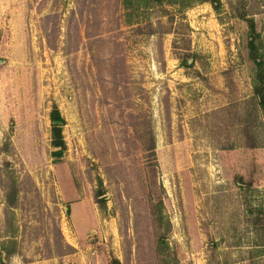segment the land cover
Instances as JSON below:
<instances>
[{
  "label": "rangeland",
  "instance_id": "obj_1",
  "mask_svg": "<svg viewBox=\"0 0 264 264\" xmlns=\"http://www.w3.org/2000/svg\"><path fill=\"white\" fill-rule=\"evenodd\" d=\"M218 2L0 0L4 264H264V0Z\"/></svg>",
  "mask_w": 264,
  "mask_h": 264
},
{
  "label": "trees",
  "instance_id": "obj_2",
  "mask_svg": "<svg viewBox=\"0 0 264 264\" xmlns=\"http://www.w3.org/2000/svg\"><path fill=\"white\" fill-rule=\"evenodd\" d=\"M205 2H209L213 8V10H217L219 6L218 0H204ZM240 19H246L244 14H241L238 16ZM247 24L250 29V36L256 35L254 30V22L251 19H247ZM249 52L251 59L255 62L256 66V72H255V83L253 85V95L255 97L256 103L258 106L264 110V68H263V62L261 60H258L256 48L254 46V42L250 39L249 41ZM184 66L188 67L187 61L184 62ZM49 119L51 123V144L52 148L54 149L52 151V156L55 158H60V155L62 151L65 149V145L63 142V137L61 135V126L63 124V120L61 119L59 112L55 105L52 107V110L49 114ZM252 147V146H250ZM150 152L151 158L153 157V145L151 144L148 148ZM0 188L4 193V202H5V223L7 227L9 226V215H13L14 210L18 206V199H19V193L20 188L17 183V180H15L12 176H5L3 174V170L0 169ZM99 196H102V192L98 191L96 194V198ZM97 203H99V200H96ZM261 213V210H258V214ZM256 223V222H255ZM6 233L14 235V230H7ZM15 253V247H11L10 249L2 248L0 250V264H4L3 260L1 259V255L4 254L6 259L10 257V255H13ZM4 258V257H3Z\"/></svg>",
  "mask_w": 264,
  "mask_h": 264
}]
</instances>
